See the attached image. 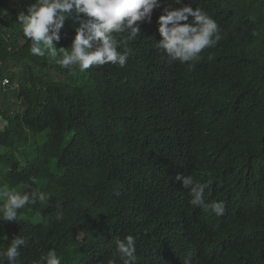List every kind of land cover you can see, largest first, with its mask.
Here are the masks:
<instances>
[{
	"label": "trees",
	"instance_id": "obj_1",
	"mask_svg": "<svg viewBox=\"0 0 264 264\" xmlns=\"http://www.w3.org/2000/svg\"><path fill=\"white\" fill-rule=\"evenodd\" d=\"M35 2L0 0V185L48 199L0 220V250L20 235L17 264L49 250L61 264H108L131 235L135 264H264V0H160L125 67L75 74L56 63L71 18L56 57L31 53L16 20ZM183 5L223 37L192 71L156 46L159 16ZM177 175L211 180L204 198L223 215L193 208Z\"/></svg>",
	"mask_w": 264,
	"mask_h": 264
},
{
	"label": "clouds",
	"instance_id": "obj_2",
	"mask_svg": "<svg viewBox=\"0 0 264 264\" xmlns=\"http://www.w3.org/2000/svg\"><path fill=\"white\" fill-rule=\"evenodd\" d=\"M180 3L181 0H174V4ZM159 6L160 0H36L27 8V14L21 12L17 16L16 22L24 37L31 42L30 51L33 55L43 57L47 52L56 57L58 51L53 42L60 40L65 20L71 18L77 25L74 27L71 50L60 48L62 57L56 63L75 74L77 70L84 72L92 66L109 63L125 67L131 51L129 41L141 35L140 24L151 22V14ZM189 17L193 18L190 23L187 22ZM157 23L162 37L156 43L157 48L164 52L169 63L179 62L186 65L189 71L194 70L195 65L202 60L203 50L215 47L223 38L222 30L214 19L199 8L193 10L189 5L169 6L159 16ZM7 83L8 79L7 82L2 80L3 85ZM30 179L35 182L34 178ZM175 179L189 190V203L193 208L216 216L223 215L225 206L222 202L209 203L204 198L211 180L200 182L191 175H177ZM37 199L45 202L48 197L44 192L30 189L21 192L10 190L6 184L0 185V220L19 222L18 210L28 204H35ZM57 207L61 206L58 204ZM62 218V213L57 216V220ZM25 243L20 235L15 236L5 249L0 250V264H5V261L17 264L21 255L19 246ZM115 243L113 258L108 264H116L117 258L123 264H135L134 237L128 235L123 240L117 238ZM34 264H61V258L56 250H49ZM184 264H192L191 259L186 258Z\"/></svg>",
	"mask_w": 264,
	"mask_h": 264
},
{
	"label": "rangeland",
	"instance_id": "obj_3",
	"mask_svg": "<svg viewBox=\"0 0 264 264\" xmlns=\"http://www.w3.org/2000/svg\"><path fill=\"white\" fill-rule=\"evenodd\" d=\"M14 84H15V83L10 84L11 88L14 87ZM3 89L5 90L6 87H4ZM1 121H2V119L0 118V123H1Z\"/></svg>",
	"mask_w": 264,
	"mask_h": 264
},
{
	"label": "built area",
	"instance_id": "obj_4",
	"mask_svg": "<svg viewBox=\"0 0 264 264\" xmlns=\"http://www.w3.org/2000/svg\"><path fill=\"white\" fill-rule=\"evenodd\" d=\"M3 82H7V79L4 78V79H3Z\"/></svg>",
	"mask_w": 264,
	"mask_h": 264
}]
</instances>
